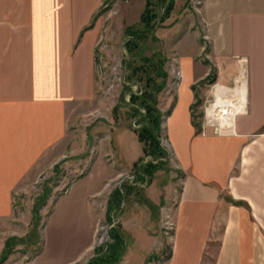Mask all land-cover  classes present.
<instances>
[{
  "label": "crops",
  "instance_id": "1",
  "mask_svg": "<svg viewBox=\"0 0 264 264\" xmlns=\"http://www.w3.org/2000/svg\"><path fill=\"white\" fill-rule=\"evenodd\" d=\"M104 1L0 0V243L16 234H7L2 225L15 217L23 180L31 173L38 177L43 156L58 148L62 152L72 141L75 117L101 103L97 50L105 45L98 13ZM192 1L195 35L203 41L197 43L188 31L194 26L188 25L175 49L181 77L164 98L172 103L162 124L171 161L139 192L127 193L119 207L126 248L118 264H148L150 256L159 255L166 209L174 227L171 256L159 264H264V0ZM185 37L194 42L192 50L181 48ZM201 51L207 63L198 59ZM215 67L232 70L217 77L224 85L245 68L246 111L235 114L230 104L214 101L231 112L208 107V114L219 115L209 119L217 130H199L195 85ZM135 128L121 121L109 124L108 131H93L95 152L88 168L54 198L42 234L58 215L70 227L91 218L94 237L117 181L144 156ZM132 133L138 141L133 139L136 149L130 154L124 144ZM41 255L42 250L24 264Z\"/></svg>",
  "mask_w": 264,
  "mask_h": 264
},
{
  "label": "rangeland",
  "instance_id": "2",
  "mask_svg": "<svg viewBox=\"0 0 264 264\" xmlns=\"http://www.w3.org/2000/svg\"><path fill=\"white\" fill-rule=\"evenodd\" d=\"M146 2L147 0H105L103 2L98 14L103 19V42L105 46L103 50L101 48L97 50V79L99 92L102 97L101 103L98 108L88 114L75 117L77 120H75L71 129L72 141L67 148H63L62 152H60L61 148H58L55 149L56 151H50L43 156L38 164L42 168V172H40L38 177L33 178V173H31L23 180L22 191L15 196V217L9 225H2L8 231L6 232L7 234L11 232L16 234L1 238L3 241H1L0 246L3 249L0 254V260L2 252L4 254L3 250L7 240L13 237L17 238L11 241L13 251L3 264H24L34 258L41 250L42 255L33 264H52L59 260H63L64 264L68 260L76 258L77 255L80 257L77 256L78 259H74V262L70 264H87L89 259L95 255L96 248L105 247L111 242V228L118 231L121 230V225L118 221L120 215L118 210L112 212L109 218L107 205V207L101 208V215L95 227L94 237L92 236L93 221L91 218L85 217L83 225L70 227L64 226L61 219L59 221L58 215L48 221L42 234L45 214L52 210L54 198L66 191L71 180L79 172L88 168L89 161L95 152L94 139L96 137L93 138V131H108L109 124H117L121 121H131L134 127H138L140 124L138 120H135L136 116L127 103L128 90L125 88L124 83L127 80L128 71L125 66L126 60L131 58V55L127 53L124 42L126 41L125 28L128 25L137 26L140 32L146 31L140 23V17ZM154 7L159 17L154 20V26L149 30V37L139 41V47H136L134 54L139 59L142 55L152 56L155 52H161L165 57L164 69L169 73V77L167 86L158 94V107L161 110L164 108L162 112L165 118L172 99H169V103L166 104L164 98L173 94L175 86L181 77V69L178 62L179 55L175 52L177 43L188 29V25L192 24L194 26L193 31H188L191 35L197 36L196 41L198 44L203 41V37L201 34L195 35L194 20L196 19V9L192 0H176L170 16L162 21L159 18L163 13V3L161 2ZM193 47L194 42L191 37H185L181 48L183 50H192ZM99 55L103 56L104 62H101L102 65H99ZM203 58H206L205 51H201L198 59L206 63L209 61L208 59L203 60ZM231 73L232 70L226 67H215L208 78L195 85L197 100L193 105V115L199 130L203 129V126L213 131L217 130V125L211 124L209 119H220L219 115L215 112L208 114V107L211 108L213 106L214 109L222 113L231 112L228 108L212 104L215 100L213 90L218 83L217 77L223 74L231 75ZM235 77L233 78L232 76L233 79L226 86L235 87ZM222 84L224 85V83ZM133 86L134 89H138V85ZM124 94L127 99H123ZM134 138L138 141L137 137H134L132 133V140L127 145L126 143L124 144L130 154L136 149V145L133 142ZM161 140H166L164 129H162ZM112 146L114 147L116 144H112ZM77 152L82 153L77 154ZM62 155H65V157H62ZM60 157L63 159L56 165L55 162ZM81 157L85 158L82 159ZM170 157L171 153H169L168 163L162 169L169 167ZM148 159L146 158V160ZM136 176V169L133 168L126 177L118 180L115 186H120L123 181L127 184L134 182L137 180ZM145 181H137L136 186L145 187L147 185ZM35 206L39 207V218L34 214ZM173 228L169 230V233L162 232L165 240L164 249L158 256H150L148 264H159L171 253V244L168 241L172 238ZM15 259L23 261V263L15 262ZM209 264L212 263L210 262Z\"/></svg>",
  "mask_w": 264,
  "mask_h": 264
},
{
  "label": "trees",
  "instance_id": "3",
  "mask_svg": "<svg viewBox=\"0 0 264 264\" xmlns=\"http://www.w3.org/2000/svg\"><path fill=\"white\" fill-rule=\"evenodd\" d=\"M161 2L163 3V13L159 20H165L173 11L175 0H147L140 18V23L146 31L140 32L135 25H129L125 28L126 41L124 46L131 58L126 60L125 68L128 75L124 86L128 90V105H130L135 116H141L140 126L136 127L135 130L139 140L144 144V156L135 163L134 169H136L137 181L146 180L147 183L152 181L158 169L168 163L170 151L162 144L161 140L164 114L158 107V94L167 86L169 73L164 69L165 57L161 52H155L152 56L142 55L138 59L134 51L136 47H139L140 40L149 37V30L154 26V20L159 17L154 6ZM133 85H138V89H134ZM125 98L127 99V96L124 94L123 99ZM146 158L149 159L146 160ZM134 188H137V192L143 189L135 184L125 182L114 188L108 199L109 218L112 212H116L122 205L127 193ZM38 209L39 207H34V214L39 218ZM110 238L111 242L105 247L96 248L95 255L89 259L87 264H118L125 251L126 241L120 231L114 228H111ZM14 239L17 238L13 237L7 240L0 264H3L12 253L11 241ZM170 256L171 253L165 259Z\"/></svg>",
  "mask_w": 264,
  "mask_h": 264
},
{
  "label": "bare ground",
  "instance_id": "4",
  "mask_svg": "<svg viewBox=\"0 0 264 264\" xmlns=\"http://www.w3.org/2000/svg\"><path fill=\"white\" fill-rule=\"evenodd\" d=\"M245 72L244 67L240 69V73L235 79V87L216 84L213 90L214 101L230 104L235 114H242L246 111L248 88Z\"/></svg>",
  "mask_w": 264,
  "mask_h": 264
},
{
  "label": "built area",
  "instance_id": "5",
  "mask_svg": "<svg viewBox=\"0 0 264 264\" xmlns=\"http://www.w3.org/2000/svg\"><path fill=\"white\" fill-rule=\"evenodd\" d=\"M101 62H102V63L104 62V61H103V56H102V55H99V65H102ZM178 74H180V73L178 72ZM135 88H137V86H135ZM134 125H135V122H134ZM162 141H163V140H162ZM163 144H164L165 146H167V141L164 140V141H163ZM162 223H163V231H164V233H165V232H166V233H169V230H170L171 228H173V222H172L171 217H170V214H169V209H166V210H165L164 218H163V220H162Z\"/></svg>",
  "mask_w": 264,
  "mask_h": 264
}]
</instances>
